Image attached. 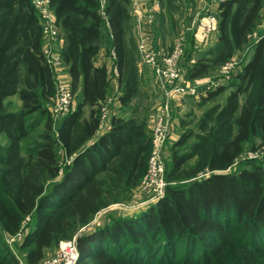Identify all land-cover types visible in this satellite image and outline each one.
<instances>
[{
  "label": "trees",
  "instance_id": "trees-1",
  "mask_svg": "<svg viewBox=\"0 0 264 264\" xmlns=\"http://www.w3.org/2000/svg\"><path fill=\"white\" fill-rule=\"evenodd\" d=\"M177 2L163 0L159 13L164 4L174 12ZM50 6L65 39L63 62L79 95L57 122L47 107L56 80L43 52L41 16L32 0H0V227L15 235L30 217L25 264L40 262L59 239L73 237L125 198L146 174L151 153L145 121L125 112L145 93L131 0H50ZM263 16L264 0L221 1L217 41L207 58L189 68L188 78H204L243 51ZM102 44L115 54L124 113H115L110 128L94 140L112 92L107 66L93 61ZM235 72L232 82L200 95L204 103L231 89L224 103L204 112L198 132L191 130L175 144L197 138L173 152L166 174L167 180L191 181L169 184L165 196L139 214L113 215L80 234L77 264H264V166L232 172L249 142L259 137L264 144V34ZM16 94L22 108L9 110L5 99ZM34 113L47 122L24 151ZM0 264H21L1 236Z\"/></svg>",
  "mask_w": 264,
  "mask_h": 264
},
{
  "label": "rangeland",
  "instance_id": "rangeland-1",
  "mask_svg": "<svg viewBox=\"0 0 264 264\" xmlns=\"http://www.w3.org/2000/svg\"><path fill=\"white\" fill-rule=\"evenodd\" d=\"M160 1L163 2V0H160ZM210 1L211 0H206V1L200 0V2L198 0H178L177 4L179 8L172 13L169 12V8L166 6V4H164L162 12L157 14L159 19L153 26L154 27L153 31L155 32V36H153V34L147 35L149 31L145 33L144 27H143L142 35L140 37V40H138V45H139V41L141 43L142 41L146 40V43L145 42L144 43L147 48H154L153 46L157 47L159 46L158 44L162 42L161 43L162 52L165 51L167 54H169L171 53V51L175 49L177 42L180 41V37L184 36L183 52L180 58V68H181V77H182L181 79L182 81L180 83H184V84L189 83L190 88L194 87L195 86L194 84H199L198 86H200V88L202 87L200 89V94H205V95H206V92L208 93L210 90L206 89L204 92L201 90L205 89L204 87L209 86L210 83L212 82L216 83L217 80H221L223 78V71H222L223 67L222 66L213 67L210 70L209 74L205 77V78H208L205 81H201V80L194 81L188 78L189 76L188 71H189V68L194 63H196L198 60L208 57L207 52L212 46L215 45V40L218 36L217 30L214 36H208V37L206 36L207 34L202 33L203 31L201 33L198 31L200 30L198 27L199 19L207 14L208 8H210V4L213 9H214V5H216V3H211ZM216 12L218 14V10H216ZM210 37L211 39H209ZM253 39H254L253 37L249 39V42L251 44L253 43ZM157 41H160V42H157ZM197 41L200 43H197ZM250 43L248 44V47L250 46ZM246 49L244 52L237 51L233 57H236V59L244 57V61H246L247 59L250 58L252 54V52H249V51L248 53H246L247 52ZM245 53H246V56H243V54ZM140 63L142 66L148 67L147 64H144L143 60L141 61V58H140ZM148 68L151 69V75L153 77L151 78L152 82L154 83L153 91L147 92L146 90H144L146 83H143L142 86H143V92H146L145 95L142 94L139 98H137L133 104L127 107L125 112L127 113V115L135 114L143 120L147 119L149 123L152 121L153 127H154L156 124V121L160 117V113H161L160 111L165 105V96H164V93H163L164 91L162 87H160L159 85L155 70L152 69L151 67H148ZM59 73H60L59 76H63V77L64 75L69 76L66 68H63ZM59 76L56 77L55 79L56 81H57V78H59ZM235 76L231 79V81L230 79L226 80L225 83L222 85H226L228 81L232 82ZM63 77L61 79H63ZM217 87L218 86H214L215 89ZM114 88L116 89L115 86ZM214 88L212 89L214 90ZM188 96H193V99L192 97L189 98ZM194 96L195 95H186L184 97L183 96L180 97L179 102H185L186 100V103L188 105L185 107H180L182 106L181 104L178 106L177 109L172 108L173 102H171L169 105V107L171 106L170 120L172 122V126H174L175 119L178 121L177 123L178 125H177V128L175 129V135L170 136L166 144L167 147H166V153H165V160H166L167 174L170 172V168L172 166L171 161H172L173 152L176 150H184V148H189L193 142L197 141V138L196 136H190L187 140L186 145H183L181 147H175V144L182 138L184 134H189L191 130H195V132L199 131L197 122L200 120V118L204 114L206 108H208L209 106L211 107L216 102L224 103V100H225L224 97H219L217 99H214L213 102L206 103L205 106H202L199 108V107H196L197 102H196V97ZM78 98H79V95L75 94L73 108L76 106ZM17 104L18 102L16 100L15 101L12 100L11 102H9V107L16 108ZM54 105H55V97L52 98L47 103V107L48 109L51 108L52 110L54 108ZM105 107L106 105H104L103 110H106V114L109 118L110 115L111 114L113 115V112H114L113 105L108 104L106 109ZM196 110H197V113H196ZM117 113H124V112L120 110V112H117ZM53 117H54L53 120L57 122L58 116L53 115ZM30 118H31L30 123L33 125V130H32L31 135L28 137V139L24 143V151H26L28 146L31 143H33V141L39 140L38 136L44 130L46 122H47V117H42L41 115H39V113H34L30 115ZM165 119L168 120L167 118ZM150 136L152 137V131L150 133ZM4 143H5V139L3 141V144ZM261 144L262 142L259 137H256L251 142H249L246 148L244 149V151H242L241 155L238 157V162H236V164L234 165L232 172L238 171L239 169H242V168H246V169L251 168L252 164L253 165L262 164L264 166V148H263L264 144L263 145ZM2 151L0 154V172L3 167V152ZM256 152H257V156L253 155V157H250L251 153L255 154ZM58 153L59 155H62L61 154L62 152L60 150L58 151ZM62 159L63 157H61V160ZM194 163H195V159L191 160L187 164V166L191 167L194 165ZM205 175H207V173L203 174L202 176H205ZM143 178H141L140 182L137 185L133 186L132 189L128 193H126L125 198L120 200V202L113 203L109 207L101 210V212H99L96 215L94 220L88 226H85L84 228H82L73 237L71 238L64 237V238L59 239L57 245L48 253L46 258L56 254L61 240L76 239L77 241V237L80 234L85 233V232H91L94 229H96L97 226L108 223L113 215L139 214L140 212L147 210L150 206L155 204L152 202L150 203L145 202V195L142 193L140 189ZM190 181H191L190 179H183L180 181L168 179L167 186L169 184H171L172 186L186 185ZM30 221L31 219L25 220V222L23 223L22 230L15 235L6 234L5 232L2 231L0 227L1 238L10 247V249H12L15 252L21 264H25L24 256L29 249V247H24L23 244L25 240V234L32 227L31 226L32 222L30 223Z\"/></svg>",
  "mask_w": 264,
  "mask_h": 264
},
{
  "label": "built area",
  "instance_id": "built-area-1",
  "mask_svg": "<svg viewBox=\"0 0 264 264\" xmlns=\"http://www.w3.org/2000/svg\"><path fill=\"white\" fill-rule=\"evenodd\" d=\"M104 1L105 0H102L103 4ZM221 1L223 0H211L210 2L219 4ZM32 2L42 19L43 36L45 40L43 52L54 72L56 79V77L60 74L59 72L63 68H66L61 52L64 47L65 39L59 25L57 24V19L53 9L50 6V0H32ZM133 5L137 9L141 6L145 9V12L142 11L140 16L138 15V23L140 26L142 25L143 18H145L149 24H153L157 14L162 8L160 0H133ZM218 23V14L210 4L207 14L199 20L198 27L206 34L214 33L218 30ZM252 37L254 38L253 43L257 42L260 38L256 30L250 34L249 38ZM183 41L184 36H181L175 49L169 54L165 51L162 52L161 46L156 45L157 47L153 46L154 48H147L145 45L146 40L141 43L139 41L141 61L143 60L144 64H147L148 67L155 70L159 85L162 87L165 96V105L161 109L160 117L156 121L152 130L151 153L148 160V169L140 186L142 193L145 195L146 203H157L166 194L168 182L166 176L167 167L165 153L167 140L171 136L173 127L170 120V103L174 100H179L182 96L201 95L200 89L202 87L200 88V86H198L199 84H194L195 86L190 88L189 83H180L182 81L180 58L183 52ZM245 55L246 53L243 54V56ZM243 61L244 57L239 59L232 57L229 59L222 65L223 78L221 80H217L216 83H210L209 86L204 87L205 89L201 91L204 92L206 89L211 90L214 86H221L224 84L226 80L232 78L233 74L242 65ZM62 77L63 76H59L56 81L55 105L52 109L53 115L58 117L69 113L73 109L75 98L68 76L64 75L63 79H61ZM103 113L102 122L106 121L108 118L106 110H103ZM253 155L257 156V152L255 154L251 153L250 157H253ZM29 219L30 217L28 216L26 220ZM78 259L79 250L76 239H67L61 240L56 254L44 258L35 264H77Z\"/></svg>",
  "mask_w": 264,
  "mask_h": 264
},
{
  "label": "crops",
  "instance_id": "crops-1",
  "mask_svg": "<svg viewBox=\"0 0 264 264\" xmlns=\"http://www.w3.org/2000/svg\"><path fill=\"white\" fill-rule=\"evenodd\" d=\"M199 2H200V0H198ZM218 6H219V4H216V5H214V10L216 11V10H218ZM130 10H131V15H132V21H131V27H132V33L135 35V37H136V39L137 40H140V37H141V35H142V28L144 27V31H145V33H147L148 31V34L147 35H150V34H153V36H155V32L153 31V26H154V24L156 23V21H157V19H158V16H157V18L155 19V22L153 23V24H149L148 23V21L145 19V18H143L142 19V25L140 26L139 25V23H138V15L140 16V14L142 13V11H144L145 12V9H143V7L141 6L139 9H137L134 5H133V0H131V6H130ZM201 19V18H200ZM199 19V20H200ZM144 25V26H143ZM200 33L202 32L201 30H198ZM256 31L258 32V35L261 37L263 34H264V16L262 17V19H261V22L259 23V25L257 26V28H256ZM202 33H204V32H202ZM206 34V33H205ZM215 35V32L214 33H208L206 36L208 37V36H214ZM209 39H211V37L209 38ZM216 41H217V38H216V40H215V43H216ZM258 42V41H257ZM257 42H255V43H253L252 44V47H251V43H250V46L246 49V53H248V51L249 52H252L253 51V48H254V45L257 43ZM197 43H200V42H198L197 41ZM196 43V44H197ZM198 45V44H197ZM252 48V49H251ZM245 49L243 50V52L245 51ZM239 52V51H238ZM246 56V55H245ZM93 61H94V64L95 65H97V66H102V65H106L107 66V68H108V72H109V77H110V86H111V88H112V92H111V94H110V96L108 97V100L106 101V103H107V105L106 106H108V104L109 105H113V110H114V112H113V115L116 113L117 114V112H120V110H121V104H120V101H119V98H118V70H117V67H116V65H115V54H114V52L113 51H108L107 50V47L105 46V45H101V47H100V50L98 51V53L95 55V57H94V59H93ZM139 66H140V73H141V76H142V81H143V83H146V86H145V88H144V90H146L147 92L148 91H150V92H152L153 91V89H154V83L152 82V79L151 78H153L152 77V75H151V69H149L148 67H145V66H142L141 65V63L139 62ZM68 79L70 80V82H71V77H70V75L68 76ZM206 79H208V78H200V79H196L195 81H197V80H201V81H205ZM112 80V81H111ZM143 83H142V85H143ZM113 84H114V86L116 87V89L114 88V86H113ZM115 89V90H114ZM231 89L230 88H228L225 92H223L222 94H220L217 98H219V97H224L225 98V100H226V97H227V95H228V93H229V91H230ZM146 93V92H145ZM145 93H144V95H145ZM189 98L190 97H192V99H193V96H188ZM188 97H186V98H188ZM194 97H196V102H197V105H196V107H202V106H205L206 105V103H210V102H213L214 100L212 99V100H207L206 102H204V103H202L201 101H200V95L199 96H194ZM17 101L18 102V104L16 105V108H10L9 107V102H11V101ZM225 100H224V102H225ZM221 103H223V102H221ZM5 104H6V107L9 109V110H20L21 108H22V100H21V98H20V96H19V94H16V95H13V96H10V97H7L6 99H5ZM182 104V106H180V107H185V106H187L188 104L186 103V100H185V102H179V100H174L173 101V105H172V108H175V109H177L178 108V106L179 105H181ZM210 107V106H209ZM208 107V108H209ZM208 108H206L205 109V111L208 109ZM85 110L87 111V112H89V107H85ZM196 113H197V110H196ZM112 114L110 115V117L109 118H107V120L106 121H104V122H102L101 123V125H100V129L98 130V132L96 133V135H95V137H94V140H96V139H98L99 138V136L102 134V133H104V132H106L109 128H110V126H111V119H112V116H113ZM144 121H145V125H146V129H147V131H148V133L150 134L151 133V131H152V128H153V123H152V121L149 123L148 122V120L147 119H144ZM178 123V121L175 119L174 120V126H173V128H172V133H171V136L172 135H175V129L177 128V124ZM150 131V132H149ZM4 139H5V143L3 144V141H4ZM6 142H7V140H6V136H5V134H3L2 135V145H5L6 144Z\"/></svg>",
  "mask_w": 264,
  "mask_h": 264
}]
</instances>
